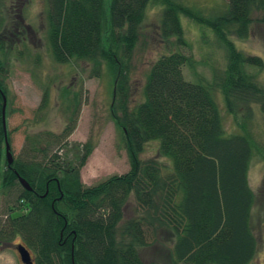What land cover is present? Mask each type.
Masks as SVG:
<instances>
[{
	"label": "trees",
	"instance_id": "obj_1",
	"mask_svg": "<svg viewBox=\"0 0 264 264\" xmlns=\"http://www.w3.org/2000/svg\"><path fill=\"white\" fill-rule=\"evenodd\" d=\"M106 1L46 0L47 41L59 64H92L96 77L106 67L114 81L113 113L130 171L95 186L84 185L80 169L93 152L91 143L81 146L76 167L57 154L49 157L45 147L37 151L41 159H17L10 167L6 160L3 171L7 130L2 107L8 70L3 61L7 50L0 41V185L6 196L19 192L20 205L9 207L0 226V244L13 246L20 237L34 252L35 264H253L258 254L252 225L257 197L249 170L256 154L264 160V143L257 144L246 119L239 123L244 134L227 135L216 95L222 92L236 121L240 105L257 103L264 112V88L249 72L263 68V61L239 51L232 40L233 35L249 36L255 22L251 15L264 13V0H229L225 12L210 19L197 17L179 0H156L164 7L158 31L163 40L175 38L183 48L187 43L182 18L195 20L214 30L226 50V69L209 80L196 74L195 81L188 80L185 68L195 72L198 63L171 51L148 71L143 101L134 107L131 60L153 0H110L108 16ZM74 103L62 134L49 136L67 140L72 135L79 108ZM153 141H159L160 156L170 161L166 174L159 159L140 158ZM131 196L139 216L126 221ZM162 232L171 235L168 262L143 253L158 243Z\"/></svg>",
	"mask_w": 264,
	"mask_h": 264
},
{
	"label": "rangeland",
	"instance_id": "obj_2",
	"mask_svg": "<svg viewBox=\"0 0 264 264\" xmlns=\"http://www.w3.org/2000/svg\"><path fill=\"white\" fill-rule=\"evenodd\" d=\"M179 1L198 13L197 17L206 19L222 15L229 3V0ZM109 4L110 0H107V16ZM46 10V0H0V41L4 42L7 50L3 61L8 70L5 120L13 161L30 160L33 156L41 159L42 155L37 151L46 147L49 157L57 154L62 161H70L71 167H76L82 152L81 146L91 143L93 152L80 169L84 185L95 186L111 176L127 174L131 168L130 159L112 107L114 81L106 67L96 77L92 64H59L54 60L47 41ZM163 11L160 2L153 0L140 28L138 44L131 60L129 90L132 107L143 101L142 89L152 65L171 51L183 52L198 63L195 72L185 68L184 74L188 80L195 81L196 75L209 80L214 72L222 76L226 69V50L214 30L199 25L195 20L182 18L187 43L183 48L176 45L175 38L170 43L163 40L158 33ZM251 16L255 22L251 24L249 36L239 39L233 35L232 40L239 51L261 58L264 64V13L258 12ZM106 31H109L108 26ZM249 72L257 75V80L264 88V65L261 69L250 68ZM216 101L221 108L227 135L244 134L239 123L246 119L257 144L264 143V112L260 104L240 105L236 121L227 111L221 91L216 95ZM74 102L79 104V108L72 135L67 140L49 136H60L65 130L76 109ZM39 136L41 139L37 141ZM159 146V141L147 143L140 158L142 161L159 159L166 174L171 170L170 161L160 156ZM6 160L5 143L3 171L7 169ZM249 184L257 197L252 225L258 239V254L253 264H264V160L257 154L249 170ZM0 189L1 226L7 218L9 207L20 205H17L16 200L19 192L14 191L6 196L4 188ZM138 216V206L134 196H131L125 208V220ZM170 239L168 232H162L158 243L143 251L146 258L168 262ZM21 243L18 237L13 244ZM31 253L35 256L33 251ZM0 264H21L12 244H0Z\"/></svg>",
	"mask_w": 264,
	"mask_h": 264
},
{
	"label": "water",
	"instance_id": "obj_3",
	"mask_svg": "<svg viewBox=\"0 0 264 264\" xmlns=\"http://www.w3.org/2000/svg\"><path fill=\"white\" fill-rule=\"evenodd\" d=\"M6 98H4V102H3V108H2V114H3V126H4V129L6 130V120H5V112H6ZM6 151H7V161H8V165L9 167L12 165L13 163V157L10 153V146L8 144V140H7V134H6ZM18 179H19V182L21 183V185L28 191H31V187L29 185V183L21 178L19 175H17ZM16 248V251L18 252L19 256H20V259L22 261V264H33V261H32V257H31V254L30 252L27 250V248L22 245V244H18L15 246Z\"/></svg>",
	"mask_w": 264,
	"mask_h": 264
},
{
	"label": "flooded vegetation",
	"instance_id": "obj_4",
	"mask_svg": "<svg viewBox=\"0 0 264 264\" xmlns=\"http://www.w3.org/2000/svg\"><path fill=\"white\" fill-rule=\"evenodd\" d=\"M16 245H18V244H13V246H12V247H13L14 249H16V248H15V246H16ZM16 252H17V251H16ZM17 254H18V252H17ZM18 257H19L20 263L22 264V261H21V259H20V256H19V254H18ZM31 257H32L33 264H35V261H34V256L32 255V253H31Z\"/></svg>",
	"mask_w": 264,
	"mask_h": 264
}]
</instances>
